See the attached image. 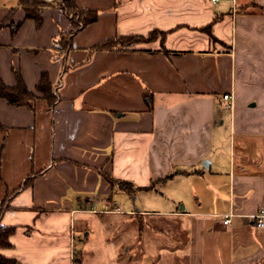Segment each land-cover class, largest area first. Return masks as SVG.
Instances as JSON below:
<instances>
[{
  "label": "crops",
  "instance_id": "1",
  "mask_svg": "<svg viewBox=\"0 0 264 264\" xmlns=\"http://www.w3.org/2000/svg\"><path fill=\"white\" fill-rule=\"evenodd\" d=\"M46 1L37 25L19 0H0L1 77L14 85L19 69L36 92L47 72L58 97L34 110L0 99V225L15 228L0 254L76 264V216L91 213L133 226L137 251L133 222L161 214L183 231L171 241L186 264H264L252 217L264 208V0H77L98 18L76 32L62 0ZM103 173L137 191L179 180L184 206L108 209L125 190Z\"/></svg>",
  "mask_w": 264,
  "mask_h": 264
},
{
  "label": "rangeland",
  "instance_id": "2",
  "mask_svg": "<svg viewBox=\"0 0 264 264\" xmlns=\"http://www.w3.org/2000/svg\"><path fill=\"white\" fill-rule=\"evenodd\" d=\"M3 134V131H0V144ZM229 153L228 150L230 157ZM179 184V180L167 184L157 181L154 183L153 190H135L133 193L118 191L113 195L112 200L105 199L104 203L108 209L125 208V204H127L126 207L148 208L156 212L177 208V206L182 208L184 203H176L171 194L179 190ZM2 192L0 182V196ZM96 198L98 197H90L95 202L103 203L102 200L99 201ZM83 201L86 203L88 199L85 198ZM118 217L111 213L76 216L75 224L78 230L76 264H186L184 253H180L179 247H174L180 241H171L172 237L176 239L184 237L183 231L177 228L176 222L169 221L165 218L167 216L161 214L139 217L138 221L133 222L139 225L138 232L141 240L135 251L130 240V234L134 235L135 230L133 226L124 224V219H121L123 221L121 224ZM119 225L121 230L117 232ZM106 236L111 239L110 243L105 242ZM167 243L170 244L169 249L166 247Z\"/></svg>",
  "mask_w": 264,
  "mask_h": 264
},
{
  "label": "trees",
  "instance_id": "3",
  "mask_svg": "<svg viewBox=\"0 0 264 264\" xmlns=\"http://www.w3.org/2000/svg\"><path fill=\"white\" fill-rule=\"evenodd\" d=\"M21 6L25 9L27 17H32L37 25L41 24V10L47 5L46 0H19ZM77 0H62L61 7L69 15L73 23V31L76 32L83 27L95 22L98 18V11L92 8H81L77 5ZM16 10V9H15ZM13 10V11H15ZM12 11V12H13ZM12 12L10 14H12ZM73 32V33H74ZM156 31H152L149 37L138 35L131 36H116L107 39L95 45V49H112L118 44L130 45L132 43L147 40L153 37ZM66 45V44H65ZM16 83L14 85L7 84L0 75V99H5L9 104L16 106H25L31 110L35 108V102L41 97L47 99L52 107L58 100L57 94L54 91V85L51 83L49 74L42 73L41 78L36 86V92L30 90L25 82V79L19 69H14ZM2 125L0 124V127ZM105 178L112 185H118L123 190L133 193L135 188L132 183L124 180H117L110 177L107 173H103ZM170 177V176H169ZM167 177V179L169 178ZM154 187V182L150 186L139 187L141 189H151ZM7 198L3 200L5 204ZM15 231L14 227L0 225V247H8L11 245L9 240L11 234ZM0 264H22L15 258L6 257L0 254Z\"/></svg>",
  "mask_w": 264,
  "mask_h": 264
},
{
  "label": "built area",
  "instance_id": "4",
  "mask_svg": "<svg viewBox=\"0 0 264 264\" xmlns=\"http://www.w3.org/2000/svg\"><path fill=\"white\" fill-rule=\"evenodd\" d=\"M215 1H217V0H213V2H215ZM223 98L225 100H228V102L226 103V108L232 110V103L229 101V99L231 98V95L229 93H225L223 95ZM231 216H232V213H227L224 215L223 221L225 224L231 223ZM252 217L255 221V224L258 227H264V208L261 209L260 211H258L256 214L252 215Z\"/></svg>",
  "mask_w": 264,
  "mask_h": 264
}]
</instances>
